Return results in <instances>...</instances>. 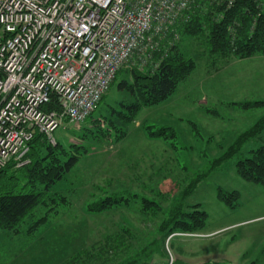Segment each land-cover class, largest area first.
<instances>
[{"label": "rangeland", "instance_id": "1", "mask_svg": "<svg viewBox=\"0 0 264 264\" xmlns=\"http://www.w3.org/2000/svg\"><path fill=\"white\" fill-rule=\"evenodd\" d=\"M181 48L195 61L194 69L165 100L141 107L130 123L122 122L125 135L118 142L105 141L92 124L107 116L110 106L123 110L117 87L122 74L91 118L79 125L66 121L53 132L56 142L86 151L52 187L65 203L56 206L44 224L26 231L45 212L38 206L20 233L0 230V264H67L78 251L99 246L123 229L133 251H147L155 243L146 255L149 262L172 257L173 264H264V186L238 176L237 156L213 166L244 130L264 117V106L237 105L264 101V55L216 60L211 66V58L194 39L186 38ZM145 127H171L173 136L150 139ZM262 141L264 129L242 145L240 155H248ZM196 178L198 183L183 198L188 205L199 203L207 213L204 228L164 236L158 226L174 198ZM218 189L238 192L237 205L221 203ZM112 194L132 195L129 206L86 211L89 203ZM141 198L157 202L161 211L141 213Z\"/></svg>", "mask_w": 264, "mask_h": 264}, {"label": "trees", "instance_id": "2", "mask_svg": "<svg viewBox=\"0 0 264 264\" xmlns=\"http://www.w3.org/2000/svg\"><path fill=\"white\" fill-rule=\"evenodd\" d=\"M186 16L185 20L178 21L174 27L177 37L170 33L157 39L156 46L149 50L148 58L144 62L142 57L134 54L132 61L116 73L110 88L122 74L117 87L122 91V100L118 103L123 110L110 106V113L97 118L92 124V129L98 128L101 133H106L102 134L105 141L118 142L125 135L122 122L130 123L141 107L165 100L191 73L195 61L181 48L186 38L194 39L203 49L211 58V66L216 60L264 55V0H195ZM108 91L101 97L94 111ZM237 105L248 109L264 106V101L240 102ZM45 108L58 110L57 98L54 96ZM94 111L88 118L92 117ZM99 122L103 123L102 127H99ZM116 122L120 127L115 125ZM263 129L264 117L242 132L213 166H218L229 157L237 156L235 168L238 176L245 181L264 186V142L251 149L248 155H240L242 145ZM145 130L150 139L173 136L171 127H145ZM110 132L115 135L111 137ZM85 151L86 148L76 144L62 145L55 139L52 143L43 134L35 132L33 139L28 143L23 164L17 165L14 160H10L0 172V230L9 231L14 235L20 233L21 225L26 218L33 217V212L38 206H43L45 212L35 219L26 231L32 232L44 224L54 212V208L65 203L62 197L51 191L52 187L78 163ZM198 181L199 178L191 180L187 188L172 201L166 219L158 226L164 236L173 232L193 233L204 228L207 213L199 203L188 205L184 203L183 198ZM130 197L132 195L112 194L89 203L86 211L101 213L120 207L127 208ZM217 198L225 206L234 208L238 203L239 194L236 191L226 192L218 189ZM139 209L147 215H155L161 211L157 202L145 198H141ZM126 234H129L128 230L123 229L122 232L106 236L104 243L87 248L82 253L78 251L67 264L149 263L146 255L151 253V246L155 243L150 245L147 251L144 248L141 252L133 251L125 242Z\"/></svg>", "mask_w": 264, "mask_h": 264}, {"label": "built area", "instance_id": "3", "mask_svg": "<svg viewBox=\"0 0 264 264\" xmlns=\"http://www.w3.org/2000/svg\"><path fill=\"white\" fill-rule=\"evenodd\" d=\"M194 1L0 0V172L23 164L35 132L53 143L64 122L83 123L134 54L177 37Z\"/></svg>", "mask_w": 264, "mask_h": 264}, {"label": "crops", "instance_id": "4", "mask_svg": "<svg viewBox=\"0 0 264 264\" xmlns=\"http://www.w3.org/2000/svg\"><path fill=\"white\" fill-rule=\"evenodd\" d=\"M247 130V129H246ZM245 131V130H244ZM262 133V132H261ZM261 133H260V137L258 136V139H260L261 138ZM257 139V138H256ZM253 140H255V139H253ZM263 142V141H262Z\"/></svg>", "mask_w": 264, "mask_h": 264}]
</instances>
